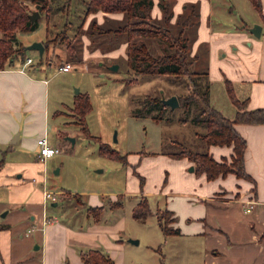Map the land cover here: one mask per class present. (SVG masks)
Instances as JSON below:
<instances>
[{
    "label": "crops",
    "instance_id": "1",
    "mask_svg": "<svg viewBox=\"0 0 264 264\" xmlns=\"http://www.w3.org/2000/svg\"><path fill=\"white\" fill-rule=\"evenodd\" d=\"M160 1L154 0L152 16L155 19H163ZM166 1L173 13L170 23L197 14L195 23L177 26L189 37L192 54L200 46L209 53L207 68L203 70L208 71L211 79L212 104L228 117L236 115L238 108L227 89L226 81L230 80L237 97L248 99L249 109L264 108V0H260V8L253 0ZM245 9L251 13V22L246 21L248 16H243ZM235 10L238 14L234 16ZM125 22L124 12L99 10L88 14L84 11L80 24L83 31L109 24L102 28L108 41L113 44L114 37L122 36V42L114 44L116 47H111L108 55L121 51L128 60L127 35L106 31ZM254 24L262 27L259 36L250 30ZM88 34H82L83 60L103 57L106 52L99 48L90 50L94 42ZM46 40L47 33L39 39L44 45ZM152 42L157 41H149ZM45 50L47 54L51 49L45 46ZM37 53L36 49L25 48L0 68V192L4 191L7 197L0 208V249L7 254H0V264H86L81 257L82 250L99 249L103 243L113 245L106 235L111 226L91 218L88 207L90 224L81 231L45 212L44 190H53L46 186L47 163L37 155L38 139L46 136L51 144L63 147L57 135L52 141L51 134L55 131L59 136L63 131L58 129L57 117L65 113L60 108L65 102L57 96L52 75L48 76L46 64L50 59L37 61ZM28 57L32 58L31 62L27 61ZM216 83L222 89L216 88ZM78 93L69 106L68 114L74 119L65 123H79L72 109ZM225 93L234 107L228 101H221ZM236 128L247 140L245 168L251 178L230 172L209 180L205 173L198 175L194 170L188 173L182 168V185L167 193L166 208L176 217L172 225L181 223L183 233L203 237L205 264H264V123H240ZM209 150L217 160L231 161L234 154L232 144H212ZM178 160H182V167L194 165L187 157ZM54 192L78 193L82 201L83 194L79 192L68 189ZM58 200L50 202L57 206ZM87 202L89 206L103 204L97 197ZM44 213L51 222L45 223ZM109 251L108 248L107 253L118 264L117 250Z\"/></svg>",
    "mask_w": 264,
    "mask_h": 264
},
{
    "label": "rangeland",
    "instance_id": "2",
    "mask_svg": "<svg viewBox=\"0 0 264 264\" xmlns=\"http://www.w3.org/2000/svg\"><path fill=\"white\" fill-rule=\"evenodd\" d=\"M30 7L35 9L32 4ZM51 7L49 18L46 13L38 18L39 27L36 30L18 31L15 47L18 48L21 43L29 45L39 41L47 33L46 41H50L51 50L47 51L48 55L46 50L43 56L37 53L36 60L44 62V59H50L46 69L48 76L52 75V83L57 86V96L65 102L60 107L65 113L57 117L58 129L63 131L59 132V136L55 131L51 134L52 141L56 135L59 137L63 150L45 161L46 186L53 191L68 189L83 196L80 201V197L70 193L58 195V205L53 206L52 202H48L46 212L57 216L61 223L70 225L75 231H81L90 224L88 216H93L87 211V201L97 197L106 205L102 225L111 226L109 232L116 233L110 235L107 232V238L113 245L103 243L99 249L104 252H108V248L110 251L116 249L118 264H205V241L202 236L189 235L186 231L183 233L181 223H170L171 227L180 228L179 234H166L158 218V209L167 207V193L182 185V168L190 173L192 166L182 167V160L164 152L178 148L173 143L175 139L197 149L200 139L194 132L198 128L178 120L156 121L151 116L137 117L132 113L133 96L150 94L167 98L186 92L185 82L175 81L169 75H156L145 76L137 83H128L129 68L125 54L117 51L114 55H108L111 47L122 42V36L114 37L113 44L109 42L102 30L109 24L100 29L91 27L89 31L79 30L86 9L83 0H52ZM237 12L235 10L233 15H237ZM243 12V16H248L245 17L246 21L251 22L249 9ZM153 22L165 25L164 14L163 19L153 18ZM177 24L169 25L175 34L180 30ZM83 32H89L88 37L94 42L89 46L90 50L99 48L106 52L103 57L83 60ZM0 35H3L1 31ZM72 38L77 48L76 54L69 53L67 48V41ZM149 46L156 55L164 53L158 42H152ZM203 47L200 46L194 54L190 52L192 47L189 50L192 61L190 68L193 70L207 68L209 53L203 51ZM20 52L16 51L14 56ZM68 60L73 67L68 71L60 70ZM215 87L221 88L218 83ZM77 89L88 92L91 98L92 110L86 117L91 134L100 137L121 155H126L128 163L102 154L100 143L85 135L81 123H65L74 119L68 113L71 112L69 106L73 105ZM226 95L221 101H228V105L234 107ZM181 111V107L175 109L173 115L176 119ZM225 112L230 111L225 109ZM68 136L74 137V140ZM144 195L148 198L150 211L145 219H139L134 216V208L139 206ZM116 199L122 200L123 204L111 207V202ZM6 201V193L0 192V208ZM131 239H138L139 242L134 243ZM1 253L3 256L7 254L0 249Z\"/></svg>",
    "mask_w": 264,
    "mask_h": 264
},
{
    "label": "trees",
    "instance_id": "3",
    "mask_svg": "<svg viewBox=\"0 0 264 264\" xmlns=\"http://www.w3.org/2000/svg\"><path fill=\"white\" fill-rule=\"evenodd\" d=\"M86 4V14L103 10L105 12H124L126 22L124 25L108 29V32L125 33L128 39V83H137L145 76L169 75L175 81L185 82L186 92L177 94L182 113L176 119L173 115L175 109L163 102L164 97L157 95H135L132 97V113L137 117L151 116L156 121L165 120L191 124L198 129L194 134L200 139L197 149L191 148L180 140H173L178 146L176 150L164 152L172 158L187 157L194 164V172L198 175L206 174L207 179L212 180L220 175H227L230 172L239 177L251 178L245 168V150L247 147L246 138L238 131L236 124L264 123V108L249 109L248 99H240L234 91L233 84L227 80V89L232 101L238 108L236 115L231 118L216 108L210 97L211 79L208 71L193 70L190 68L192 61L189 58V37L184 34L183 29L175 34L170 28L172 11L166 0L160 1V7L164 12L165 25L153 22L152 8L154 0H83ZM256 7L260 8V0H253ZM31 4L35 9H31ZM52 0H0V68L14 56L16 51L25 49L18 42L17 33L22 31H33L39 26V19L32 21L30 13L38 10L41 14L46 13L49 18ZM196 13L185 19H179L178 24L185 26L195 23ZM183 28V27H182ZM82 24L79 25V30ZM77 34H79L77 32ZM64 36H62L63 38ZM155 40L162 45L161 55L154 54L149 46V41ZM50 41L45 42L48 48ZM67 48L69 53L76 54L77 48L74 39H68ZM132 72V73H131ZM74 114L78 116L85 135L100 143V152L113 159H121L128 163L127 156L121 155L117 150L103 142L100 137L92 135L87 123V115L92 110L91 98L88 92H80L76 95ZM212 144L233 145L234 154L232 160L227 158L217 160L209 150ZM143 180V177H142ZM75 197L80 194L75 193ZM113 202V203H112ZM111 202V207L121 206L122 200L116 199ZM142 205V207H141ZM106 205L103 203L96 206H88L96 222L103 218ZM159 221L166 234H179L178 227H171L176 219L174 212L168 208L158 209ZM150 211L148 198L141 200L139 206L134 208V216L145 219ZM1 228V227H0ZM81 257L86 264H115L113 258L100 249H86L81 251Z\"/></svg>",
    "mask_w": 264,
    "mask_h": 264
},
{
    "label": "built area",
    "instance_id": "4",
    "mask_svg": "<svg viewBox=\"0 0 264 264\" xmlns=\"http://www.w3.org/2000/svg\"><path fill=\"white\" fill-rule=\"evenodd\" d=\"M27 61L31 62L32 58L28 57ZM72 67H73V64L71 62H66L60 67V70L68 71ZM38 145H39V149H38L37 155L43 161H46L49 157H52L55 154L62 152V150H63L60 146L51 144L46 136L40 137L38 139ZM44 198H45V204H47L50 201L57 200L58 194L54 191L49 190V189H45L44 190ZM44 218H45L44 219L45 223L51 222L50 217H48L46 213H44Z\"/></svg>",
    "mask_w": 264,
    "mask_h": 264
},
{
    "label": "water",
    "instance_id": "5",
    "mask_svg": "<svg viewBox=\"0 0 264 264\" xmlns=\"http://www.w3.org/2000/svg\"><path fill=\"white\" fill-rule=\"evenodd\" d=\"M40 15H41V13L38 10H35L32 13H30L29 16H30V18H31L32 21H35L36 19H38L40 17ZM250 30L254 34H256V35L259 36L261 34L262 27H261L260 24H254L250 28ZM25 48L27 50L28 49H36V50H38L40 56H43L44 55V52H45V45H44V43L42 41H35V42H33V43L29 44V45H26ZM113 67L117 68V65H114ZM77 92H79V89H77ZM163 102L165 104L171 106L173 109L178 108L179 105H180L179 99H178L177 95H175V94L174 95H171L170 97L164 98L163 99ZM68 138L70 140H74V137L68 136ZM194 169H195V167H194V165H192L190 167V170L193 171ZM58 171H59V169L56 170V172H58ZM53 204L54 205H57V202H54ZM131 241H133L134 243H138L139 242L138 239H131Z\"/></svg>",
    "mask_w": 264,
    "mask_h": 264
}]
</instances>
